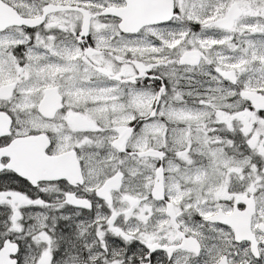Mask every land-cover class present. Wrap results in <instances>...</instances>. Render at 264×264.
Masks as SVG:
<instances>
[{
	"label": "snow or ice",
	"instance_id": "6c2138e0",
	"mask_svg": "<svg viewBox=\"0 0 264 264\" xmlns=\"http://www.w3.org/2000/svg\"><path fill=\"white\" fill-rule=\"evenodd\" d=\"M0 264H264V0H0Z\"/></svg>",
	"mask_w": 264,
	"mask_h": 264
}]
</instances>
